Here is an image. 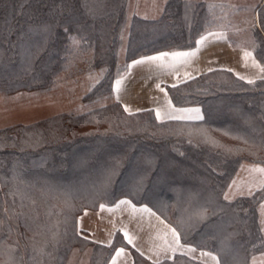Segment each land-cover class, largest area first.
<instances>
[{"label": "trees", "instance_id": "1", "mask_svg": "<svg viewBox=\"0 0 264 264\" xmlns=\"http://www.w3.org/2000/svg\"><path fill=\"white\" fill-rule=\"evenodd\" d=\"M223 10L214 1L167 0L150 19L131 14L128 0H0V91L49 92L85 65L103 75L83 100L113 98L0 128V264H67L74 247L88 244L90 264H108L120 246L133 264H207L181 253L154 262L120 231L109 245L87 241L79 215L122 197L149 205L183 243L214 252L220 264H251L264 251L256 217L264 189L224 199L241 162L264 164V78L249 84L214 69L170 86L176 105L201 106L198 121L129 113L114 99L131 61L192 49L212 29L226 28L264 64V0L249 42L232 37ZM126 42V65L117 67Z\"/></svg>", "mask_w": 264, "mask_h": 264}, {"label": "crops", "instance_id": "2", "mask_svg": "<svg viewBox=\"0 0 264 264\" xmlns=\"http://www.w3.org/2000/svg\"><path fill=\"white\" fill-rule=\"evenodd\" d=\"M262 1L263 0H260V2L257 4L256 10L258 8V5ZM166 2L167 0L165 1L163 8ZM133 13L142 15L150 19H156L162 14L161 13L158 17H147L138 12ZM209 32H224L227 34V38L223 39L219 36L208 35ZM202 36L207 37L206 40L200 45H197L196 43V46L192 49H174L160 51L151 54H146L135 59L140 60L143 57L155 56L161 52L171 53L176 51H195L197 48H199L197 54L194 57H191L188 63L178 64L174 68L160 67L158 65V62L138 64L134 65L131 68L127 67V70L118 78H116V80H121L119 92L115 90L114 82V99L121 102L124 109L127 108V112L129 113L141 110H151L156 115L155 110L160 109L163 114L165 111L168 110V101H171L173 107L177 109L200 108L201 114L204 116L203 109L199 105H176L170 97L168 90L169 87L178 85L187 80L195 78L202 73L214 69L229 70L236 74L238 77H244V80H256L264 78V72H262L260 68L253 66L251 60L245 61L243 58V50L247 49L248 51H251L253 53L257 64H261L260 67L264 68V64H262L256 58L253 48L251 46L242 44L234 45L231 41L230 33L226 28L212 29L204 33ZM200 38L201 36L198 38V40H200ZM133 61H131L129 65H132ZM169 62L170 58H165L164 63ZM168 120L175 119H160V121ZM182 120L192 121L190 119ZM123 199L131 200L127 197H122L119 200ZM119 200L114 204H103L105 205L104 209H101L100 207L102 204L96 209H85L78 217L79 232L92 241L109 245L113 242L117 231H120L123 236L124 231H127L133 239V243L130 245L137 249L140 253H142L143 256L154 262H159L164 259H171L176 254L181 253L198 259L203 258V260L207 263L215 264L214 261L210 262L208 260L210 259L209 257L201 255V253L204 252L203 250L196 249L195 247L187 245L182 241V244L186 246H191L195 248L196 251L188 252L187 247L185 251L181 249L175 254L171 253L170 251H167L163 247V241L158 237L167 231V229L165 228V224L171 227L174 226L167 222L154 209L153 211L156 213V216H148L147 214L139 212L133 213L130 207L123 205L120 206V208L115 209L114 211H109V208H115V205L119 202ZM133 204H135L138 208L142 205H147L136 204L134 202ZM147 206L150 207L149 205ZM157 217H159V219H157ZM161 220L164 221L163 224L160 223ZM169 239H171L170 236ZM121 248L123 247H118L117 250ZM123 249L124 254L121 257L117 258V264H133V255L128 249ZM82 250L80 249L78 253H75L77 249H74L67 264H88L90 262V257L88 254L90 253V251L84 250V252L82 253ZM116 251L111 257L108 264H112V258L115 256Z\"/></svg>", "mask_w": 264, "mask_h": 264}, {"label": "rangeland", "instance_id": "3", "mask_svg": "<svg viewBox=\"0 0 264 264\" xmlns=\"http://www.w3.org/2000/svg\"><path fill=\"white\" fill-rule=\"evenodd\" d=\"M165 1L166 0H128L131 14L133 12H138L147 17L160 16ZM259 2L260 0H214L215 4L220 5V8L224 9L223 11L226 14L224 24L229 27L232 37L237 42H249V39L252 37L250 28L253 25L254 18L256 19L255 10ZM126 54L127 42L119 51L117 67H125L127 59ZM84 68L85 69L81 71V73L78 72L73 74V77L69 76L60 79L57 87L49 92L20 90L16 93H5L0 91V128L18 122H33L59 112L81 113L97 106H101L109 102V100L112 101L113 98L110 99L107 97L86 101L83 100V96L103 75V69L98 68L93 71H88L85 65ZM62 77H64L63 74ZM254 167H264V164L251 161L241 162L226 191V193H229V200H234L238 198V196L251 195L259 189H264L260 183L261 181H264V175L251 171ZM233 181L236 182L235 185H233ZM249 189H251V191H249ZM262 205H264V201L258 206L256 217L262 240L264 241V207H262ZM82 236L88 241L86 236ZM74 249H77L75 253H78L80 249L90 251L88 254L89 257H91L93 247L91 244L80 249L78 246L74 247L70 252L67 263ZM185 249L186 248L182 250L185 251ZM84 250L81 252L83 253ZM203 251L211 252L208 250ZM211 253L216 255L214 252ZM195 259L207 263L203 258ZM208 260L212 262L211 259ZM88 264H90V262ZM251 264H264V251L256 253L251 259Z\"/></svg>", "mask_w": 264, "mask_h": 264}, {"label": "snow or ice", "instance_id": "4", "mask_svg": "<svg viewBox=\"0 0 264 264\" xmlns=\"http://www.w3.org/2000/svg\"><path fill=\"white\" fill-rule=\"evenodd\" d=\"M210 7H214L210 6ZM247 22V21H246ZM253 27H257L258 23L256 22L255 18L253 21ZM67 31V29H65ZM239 31V30H238ZM208 35H215L219 36L220 38L226 39L227 34L224 32L220 33H214V32H209ZM207 37L201 36L200 40H198L196 43L197 45L202 44ZM253 45L255 46V42L252 41ZM199 51V48H197L195 51H176V52H161L158 55L155 56H147L143 57L140 60H134L132 65H128V68L133 67L134 65L138 64H144L148 62H158V65L160 67H168V68H174L178 64L182 63H188L191 57H194L197 52ZM165 58H170L169 63H164ZM243 58L245 61L251 60L253 63V66L260 68L262 72H264V68H261L259 64L255 61V58L253 56V53L251 51H248L247 49L243 50ZM241 79H245L244 77H240ZM249 84L254 83V80L249 79L247 81ZM120 85H121V80L117 79L115 81V90L119 92L120 90ZM159 87V86H157ZM162 90V89H161ZM163 91V90H162ZM168 110L165 111L163 114L160 109H156V118L157 120L167 118V119H175V120H182V119H190V120H203L204 116L201 114V109L200 108H174L171 101H168ZM125 111H128L127 108H125ZM253 172H258L262 175H264V167H254L251 169ZM261 186L264 187V181H261ZM236 182L233 181V185H235ZM231 187V186H230ZM251 191V189H249ZM224 199L229 200L230 196L229 193L224 194ZM128 206L131 208L133 213H144L147 214L148 216H156V213L153 211L152 208L148 207L147 205H142L141 207H137L131 200L128 199H123L119 200V202L115 205V208H109V211H114L115 209L120 208V206ZM101 209L105 208V205L100 206ZM264 207V205H262ZM7 211V210H6ZM206 209L203 210L201 213V216L203 217L204 213H206ZM159 219V217H157ZM160 223H164V221H160ZM165 228L167 231L160 235L158 238L163 241V247L167 250L170 251L171 253L175 254L177 251L184 249L187 247L188 252H195L196 249L191 247V246H186L181 243V235L177 231L175 227H171L167 224H165ZM123 231V230H122ZM169 236L171 239H169ZM124 238L128 241L129 244L133 243L132 237L128 234L127 231H124ZM124 254V249H118L116 251L115 256L112 258V264H117V258L121 257ZM142 254V253H141ZM202 256L209 257L212 261L215 262V264H219V259L216 255H213L211 252H202Z\"/></svg>", "mask_w": 264, "mask_h": 264}]
</instances>
